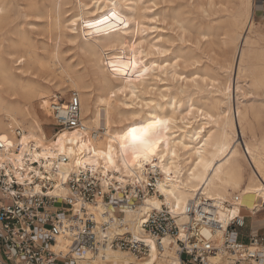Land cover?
<instances>
[{
	"label": "bare ground",
	"instance_id": "6f19581e",
	"mask_svg": "<svg viewBox=\"0 0 264 264\" xmlns=\"http://www.w3.org/2000/svg\"><path fill=\"white\" fill-rule=\"evenodd\" d=\"M238 1L237 13L232 17L230 23L236 38H241L240 35L246 27L247 30L244 34H251L254 31V33L262 34L260 38L264 39L263 29L254 30L253 23L249 20L252 13L251 0ZM27 2L31 9L40 13L41 8L34 0H27ZM108 3L106 0L95 1L97 10L106 8ZM110 3L113 2L110 0ZM7 5L8 0H0V27L5 26L9 19L6 13ZM112 6L116 9L115 3ZM260 14L264 20L263 6H261ZM46 16L50 20V30H54L56 33L60 32L59 17L56 12L53 13L48 10ZM77 21L78 18H74L70 21V25H76ZM246 36L244 37L246 38ZM249 39L251 40V38ZM14 46L17 48V57L14 62L21 65L20 69L31 73L29 74L31 77L21 79L14 72L11 66L12 62L7 61L0 52V139L4 140L7 145H20L19 154L10 159L14 166L22 163L21 157L23 158L25 154L30 156L31 160H44L45 166L50 165L54 159L62 155L69 158V162L65 167L58 166L60 177L65 175L63 168L74 170L81 167L99 170L103 174L111 173L108 176H111L112 179L125 183L127 179L128 181L135 178L143 179V175L149 168H157L159 175L162 176L159 182V190L164 196L163 202L176 214H179L191 200L197 201L205 198L214 203L218 214L223 217L225 215L223 203L227 202L233 193L239 196L240 205L243 207H246L244 198L252 196L254 204L251 205L252 207L247 206V208L249 207L248 211L252 210L251 215L258 213L263 208L261 203H264V132L259 136L256 131V134H253L252 131L249 138L245 137L244 131L246 130L243 127L245 113L242 108L244 105L232 106V103L230 104L232 94L229 87H226V91H224L225 103L216 99L212 107L190 105L188 113L182 116L180 120L182 122L188 121V115H193L195 112L203 116V122L188 121L179 125L176 123L178 119L176 110L181 106L180 101L175 97H170V100L165 103H154L150 106L149 104L152 102L137 105L132 100L131 104L121 105L128 107V109L123 110L117 101V92H120V89H115L111 85L110 76H102V82L105 83V86L100 89L99 94H94L91 91V86L83 77L75 75L70 66L60 61L56 50L40 54L24 37ZM90 48L97 51L98 47L92 45ZM242 57H244L243 51L239 56L240 61L236 71L237 80L243 75L251 78L252 83L249 81L251 87L252 85L255 88L264 86V66L259 68L252 66L253 62L250 61V69H244L241 66ZM129 73H131V69ZM36 75H45L57 79L58 85L55 89L60 97L54 96L51 90L44 86L45 84L42 85L34 79L33 77ZM135 75L134 73L128 75L122 87V89L127 87L130 89L132 98L138 97L136 88L132 86L131 82ZM6 87L11 91L10 97L5 96L3 91V88L4 90L7 89ZM239 87L240 85L236 87V92L240 90ZM69 92H75L79 96L84 131H59L55 140H48L44 126L49 125L48 122L50 121L46 117V112L42 110L39 114L30 113L29 109L34 104L40 105L47 109L51 118V106L60 102L62 97L68 95ZM15 96H19L21 99L15 98ZM50 96L53 98L48 102ZM237 99L239 100L238 96ZM168 118L171 119L172 123L169 125L170 133L167 141L169 153L165 156L164 161L162 162L157 156L152 159L151 164H145L143 169L131 163L126 169L124 161L130 160V156L121 158L120 138L126 136L131 127L140 126L141 122L148 123L153 120ZM254 118L256 119V117ZM14 127L21 129L20 138H15L13 135L12 129ZM250 127L251 125L248 128ZM73 133L76 135L73 136ZM25 137H31V139L25 141ZM57 141H60V144H57ZM61 145L64 148L63 153L60 152ZM109 147L113 149L111 155L116 161L115 167L107 163ZM171 150H175V157L171 155ZM97 151L104 152L105 157H96L94 152ZM45 155H47V159H45ZM90 160H95L96 164H89L88 161ZM197 160L201 163L197 164ZM245 163L252 169L250 173L245 174ZM169 164L172 165L170 173L164 171ZM116 168L120 170L116 171ZM114 174H118V176ZM160 204V200L149 198L142 205V209L146 211L151 206L159 208ZM177 204H179L178 210L176 209ZM236 213L237 208H234L233 214ZM130 259L125 254L110 251L106 252L102 258L86 264H122L129 262ZM213 261L215 262V260Z\"/></svg>",
	"mask_w": 264,
	"mask_h": 264
},
{
	"label": "rangeland",
	"instance_id": "374dc122",
	"mask_svg": "<svg viewBox=\"0 0 264 264\" xmlns=\"http://www.w3.org/2000/svg\"><path fill=\"white\" fill-rule=\"evenodd\" d=\"M34 1L41 8L40 13L31 9L27 0H8L6 13L9 19L5 26L0 27V52L7 61L12 62L14 72L21 79L31 77L30 71L25 72L20 69L21 65L14 62L17 57L14 45L24 37L40 54L56 50L60 61L70 66L75 75L83 77L94 94H99L100 89L105 86L102 76H110L111 85L120 89L117 101L123 110L128 107L121 105L131 104L132 100L137 105L152 102L150 106L165 103L170 97H175L181 106L176 110V123H200L204 118L195 112L188 115V121L180 120L188 113L190 105L212 107L216 99L225 103L224 91L229 87L232 94L230 104L244 105L245 137L249 138L252 131L259 136L264 132V86L251 87V78L242 75L237 80L236 72L242 51V68L250 69V61L253 62L252 66H264V39L260 38L262 34L254 31L244 34L246 27L241 38H236L230 23L237 13L238 0H111L116 4V9L110 0H106L109 3L101 10H97L95 4L98 0ZM251 4L249 20L253 23L254 30L262 28L264 31L261 6L253 0ZM48 10L53 13L55 11L58 15L60 32L50 30V20L46 16ZM112 13L121 18L123 23L112 21L116 23V27L97 33L94 27L97 21ZM74 18H78V21L71 26L70 21ZM92 45L98 47L97 51L90 48ZM131 62L136 63L139 69L149 68V72L143 77L137 78L135 75L131 80L132 86L136 88L137 98L131 97L128 87L122 89L128 76L126 73L130 70H124L123 65ZM36 76L33 78L42 85L45 84L54 96L60 97L55 89L57 79L45 75ZM239 85L240 90L236 92ZM6 88H3L5 96L10 97L11 91ZM69 95L70 92L62 100H67ZM51 98L53 97L50 96L48 102ZM42 110L50 121L49 125L44 126L46 137L48 140H55L58 132L54 133L52 118L47 109L34 104L29 112L39 114ZM234 113L236 114L235 107ZM250 125L253 128H248ZM244 167L245 174L251 172L247 163ZM160 177L162 178L161 175ZM234 194L236 193L232 195ZM243 201L246 207L254 204L252 196L245 197ZM59 205L60 203L55 204ZM261 205L264 208V203ZM242 214H246V210ZM258 214L264 215V210ZM247 223L248 220L245 221L246 225Z\"/></svg>",
	"mask_w": 264,
	"mask_h": 264
},
{
	"label": "built area",
	"instance_id": "2783aa9c",
	"mask_svg": "<svg viewBox=\"0 0 264 264\" xmlns=\"http://www.w3.org/2000/svg\"><path fill=\"white\" fill-rule=\"evenodd\" d=\"M253 2L264 7V0ZM51 107L54 133L84 131L77 93ZM12 133L20 138L22 131ZM19 151L0 139V264H86L110 251L131 258L122 264H264V237L239 239L244 207L237 194L223 203V217L205 198L176 214L163 202L157 168L126 183L81 167L63 168L60 177L66 156L45 166L25 154L14 166ZM149 198L160 200L159 208L144 211Z\"/></svg>",
	"mask_w": 264,
	"mask_h": 264
},
{
	"label": "snow or ice",
	"instance_id": "6c2138e0",
	"mask_svg": "<svg viewBox=\"0 0 264 264\" xmlns=\"http://www.w3.org/2000/svg\"><path fill=\"white\" fill-rule=\"evenodd\" d=\"M112 21H115L116 23H123V20L121 18H118L115 13H112L111 16H105V18L97 21V24L94 26L95 31L99 33L116 27V23H112ZM73 23H75V21H73ZM90 27L93 26L90 25ZM153 67L156 66L153 65ZM129 68L131 69V73H126V74L130 75L134 73L136 74L137 78L143 77L146 73L149 72L148 67H143L142 69H139L137 64L134 62L123 65L124 70H127ZM171 123H172L171 119L168 118V119L153 120L148 123L141 122L140 126L131 127L129 133L126 136L120 138V143H119V148L122 151L121 158L124 156H130V160L124 161L125 168L127 169L128 164L131 163L132 165L143 169L145 164H151L152 159L156 158L157 156L163 162L165 156H167L169 153L167 141L170 133L169 125ZM75 135L76 134L73 133V136ZM24 139L25 141H27L31 139V137H25ZM57 144H60V141H57ZM112 151L113 149L109 147L107 153V163L112 164L113 167H115L116 161L113 160L112 158L111 155ZM60 152L61 153L64 152L63 145L60 146ZM94 155L96 157H105L106 154L102 151H97L94 152ZM171 155L173 157L176 156L175 150H171ZM45 159H47V155H45ZM88 163L96 164V161L90 160L88 161ZM196 163L199 164L201 163V161L197 160ZM171 168L172 165L169 164L168 167L164 169V171L170 173ZM119 170H120L119 168H116V171ZM23 182L24 181L21 179L20 183ZM37 191H39V188H37ZM176 209L177 210L179 209V204L176 205Z\"/></svg>",
	"mask_w": 264,
	"mask_h": 264
},
{
	"label": "crops",
	"instance_id": "0c3cea01",
	"mask_svg": "<svg viewBox=\"0 0 264 264\" xmlns=\"http://www.w3.org/2000/svg\"><path fill=\"white\" fill-rule=\"evenodd\" d=\"M248 208L244 207L241 210V215L244 217V226L238 230L239 239L243 244L248 242V238L251 235H260L264 237V215L258 214L259 212L263 211L264 208L254 215L249 214ZM245 209L246 214L243 215L242 212ZM246 220H248L247 225L245 224Z\"/></svg>",
	"mask_w": 264,
	"mask_h": 264
}]
</instances>
